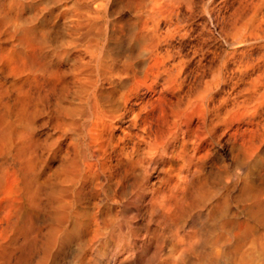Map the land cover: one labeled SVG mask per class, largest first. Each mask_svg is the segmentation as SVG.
Segmentation results:
<instances>
[{
    "label": "bare ground",
    "instance_id": "6f19581e",
    "mask_svg": "<svg viewBox=\"0 0 264 264\" xmlns=\"http://www.w3.org/2000/svg\"><path fill=\"white\" fill-rule=\"evenodd\" d=\"M227 11L0 0V264H264V65L230 67Z\"/></svg>",
    "mask_w": 264,
    "mask_h": 264
},
{
    "label": "rangeland",
    "instance_id": "374dc122",
    "mask_svg": "<svg viewBox=\"0 0 264 264\" xmlns=\"http://www.w3.org/2000/svg\"><path fill=\"white\" fill-rule=\"evenodd\" d=\"M227 24L230 51L234 52L233 38L236 35L252 41L237 47L238 52L230 66L233 71H237L247 60L259 62L260 66H263L264 0H228ZM220 31L219 24L211 34L205 36L204 52L209 59L217 57L223 49Z\"/></svg>",
    "mask_w": 264,
    "mask_h": 264
}]
</instances>
